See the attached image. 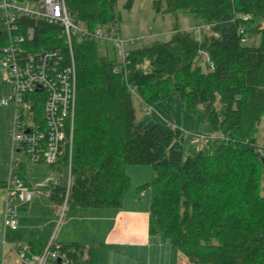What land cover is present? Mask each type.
Returning a JSON list of instances; mask_svg holds the SVG:
<instances>
[{
  "label": "trees",
  "instance_id": "1",
  "mask_svg": "<svg viewBox=\"0 0 264 264\" xmlns=\"http://www.w3.org/2000/svg\"><path fill=\"white\" fill-rule=\"evenodd\" d=\"M64 1L72 22L119 36L122 11L134 2ZM150 6L161 17L197 13L207 33L193 37L173 25L162 39L128 44L125 66L116 70L101 41L73 37L70 48L61 25L18 19L23 31L31 28L28 51L60 48L70 60L72 49L75 64L74 116L58 161L49 165L59 178L47 198L57 210L64 203L117 208L130 185L126 168L148 166L151 178L137 189L149 190L150 234L167 239L186 264H264V146L255 138L264 115V0H151ZM255 35L257 45H247ZM6 44L0 28V49ZM168 94L187 113L202 106L218 147L184 157L182 130L137 119L134 100L150 105ZM25 98L42 123V93ZM47 244L28 243L27 256ZM49 250L66 264L89 262L82 243L50 241Z\"/></svg>",
  "mask_w": 264,
  "mask_h": 264
},
{
  "label": "built area",
  "instance_id": "2",
  "mask_svg": "<svg viewBox=\"0 0 264 264\" xmlns=\"http://www.w3.org/2000/svg\"><path fill=\"white\" fill-rule=\"evenodd\" d=\"M21 16L46 24L61 25L70 48L72 37L109 42L115 51L116 70L125 66L126 46L137 40L122 38L100 27L89 29L72 22L64 0H0V28L7 39V44L0 49L6 70L2 81L10 88L8 96L0 100V105L11 104L14 107L9 176L4 182V230L17 227L16 208L13 204L15 199L20 196L24 201H30L32 198L31 190L12 176L11 171L24 162L55 164L65 137L66 124L72 120L74 113L75 72L71 49L70 60L63 57L60 48L28 51L25 43L31 28L22 30L23 26L18 21ZM239 30L242 31V27ZM245 41L246 38L242 37L241 42ZM209 68H213L211 62ZM32 92H41L45 98L42 123L35 119L25 99ZM261 153L264 155V151ZM1 244L14 250L23 264H55L58 257L55 251L49 250V243L40 254L30 256H27V248L19 244L4 241ZM60 264H66V261L61 258Z\"/></svg>",
  "mask_w": 264,
  "mask_h": 264
},
{
  "label": "crops",
  "instance_id": "3",
  "mask_svg": "<svg viewBox=\"0 0 264 264\" xmlns=\"http://www.w3.org/2000/svg\"><path fill=\"white\" fill-rule=\"evenodd\" d=\"M8 159L7 155L4 156L2 169H0V226L2 229L5 201L4 182L6 176H9ZM26 166V162L20 164L11 171L12 176L16 177L14 171H23ZM138 167L128 166L126 168L131 183L119 207H79L68 204L59 223L58 210L48 200L51 205L50 211L44 217L39 218L40 223L33 226L31 221L34 207L32 199L35 194L30 201H24L18 196L14 202L23 208L25 215L17 216L16 229H9L13 233L10 234L11 241L9 242H16L23 247L30 242L82 243L86 246L88 264H172L174 256L172 245L160 234L149 233V190L139 191L137 187L148 182L151 173L146 166L141 168L143 171L138 170ZM138 173H140L139 177L133 182L132 174ZM56 180L55 175H52L46 186L40 184L34 186L33 183L30 186L23 180L20 181L31 192H35L38 187L46 189L43 195L47 198L50 185L56 183Z\"/></svg>",
  "mask_w": 264,
  "mask_h": 264
},
{
  "label": "rangeland",
  "instance_id": "4",
  "mask_svg": "<svg viewBox=\"0 0 264 264\" xmlns=\"http://www.w3.org/2000/svg\"><path fill=\"white\" fill-rule=\"evenodd\" d=\"M151 0H134L132 7L129 10L122 11L123 24L120 27L121 37L128 39L134 38L144 41H151L153 39H162L166 37L169 30L173 25L184 28L190 31L193 37H201L207 33L200 16L193 12L178 11V15L160 16L154 13L150 6ZM119 2L116 8H119ZM259 36L255 35L247 41V45H257ZM102 42V41H101ZM102 52L107 53L108 57L115 56V51L109 42H102ZM6 74L5 65L0 57V100L6 98L10 92L7 84L3 83V78ZM134 109L137 119L141 121L146 127L154 123H161L168 128H175L183 132V156L195 154L198 150L206 153L218 147L220 136L213 132L209 124L205 121L203 108L198 106L194 114L184 111L179 103H175L171 95H166L162 100L152 103L150 105H141L138 101L134 100ZM14 121V107L11 104L0 105V169H2L3 158L7 155L10 159V133L13 131ZM256 142L260 146H264V115L262 116L255 133ZM9 159L8 164L9 165ZM27 166L23 171H14V174L19 180H23L25 184L32 186L49 184L48 180L52 175L58 180L56 172L45 162H26ZM6 165V162H5ZM138 170L143 171L141 168L145 166L138 165ZM151 173L150 167L146 166ZM140 173L132 174V181L139 177ZM7 176L5 181L7 180ZM56 180V181H57ZM131 183V181H130ZM36 185V186H37ZM44 188L38 187L35 192L32 191L34 197L32 199L33 209L31 221L32 225L40 223L39 218L48 214L51 205L48 199L43 195ZM16 208L17 216L25 215L22 207L13 203ZM29 204V203H28ZM68 204L64 203L58 209V223L64 215L65 208ZM3 219V218H2ZM10 234H13L9 229L4 230L0 226V242H9ZM169 242V241H168ZM170 243V242H169ZM17 244V243H16ZM4 248L0 243V264H23V261L17 256L14 250L10 249L8 245L4 244ZM37 263L36 260H33ZM172 264H186L185 259L180 256V253L174 249L173 263Z\"/></svg>",
  "mask_w": 264,
  "mask_h": 264
},
{
  "label": "bare ground",
  "instance_id": "5",
  "mask_svg": "<svg viewBox=\"0 0 264 264\" xmlns=\"http://www.w3.org/2000/svg\"><path fill=\"white\" fill-rule=\"evenodd\" d=\"M63 28V27H62ZM105 30V29H104ZM243 30V29H242ZM64 32V31H63ZM243 32V31H242ZM241 33V32H240ZM73 38V37H72ZM76 38V37H75ZM72 40V39H71ZM81 40V39H80ZM243 43H245V42H243ZM70 44H71V42H70ZM71 46V45H70ZM72 50V49H71ZM37 51V50H36ZM128 54V53H127ZM126 60V59H125ZM125 63V62H124ZM74 66H75V64H74ZM75 69V68H74ZM74 78H75V76H74ZM75 84V83H74ZM75 91H76V87H75ZM33 93V92H32ZM41 93V92H40ZM29 95V94H28ZM27 95V96H28ZM41 95V94H40ZM43 95V94H42ZM44 96V95H43ZM26 99V101L27 102H29V99H27V98H25ZM31 104H30V102H29V106H30ZM74 106H75V98H74ZM73 106V107H74ZM74 109V108H73ZM74 114V113H73ZM74 116V115H73ZM262 154V153H261ZM59 257V256H58Z\"/></svg>",
  "mask_w": 264,
  "mask_h": 264
},
{
  "label": "water",
  "instance_id": "6",
  "mask_svg": "<svg viewBox=\"0 0 264 264\" xmlns=\"http://www.w3.org/2000/svg\"><path fill=\"white\" fill-rule=\"evenodd\" d=\"M60 261H61V257H57L56 260H55V264H60Z\"/></svg>",
  "mask_w": 264,
  "mask_h": 264
}]
</instances>
